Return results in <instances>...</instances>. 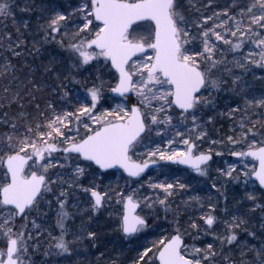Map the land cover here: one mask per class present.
I'll list each match as a JSON object with an SVG mask.
<instances>
[{"label": "snow or ice", "instance_id": "obj_1", "mask_svg": "<svg viewBox=\"0 0 264 264\" xmlns=\"http://www.w3.org/2000/svg\"><path fill=\"white\" fill-rule=\"evenodd\" d=\"M198 3L77 0L67 11L55 0H42L38 6L25 0L20 12L39 13L40 35L29 48L22 37L31 29L28 20L17 25V0H0V24L5 29L0 49L6 53L0 75L11 73L19 80L14 59H43L46 46L58 49L41 73L52 82L27 80L24 85L35 115L23 111L19 89L11 99L5 97L7 107L17 104L21 111L11 117L5 113L0 120L8 128L0 132V264H36L33 257L43 244L44 257H71L85 242L95 247L99 236L91 228L93 214L112 201L120 206L114 231L124 240L156 234L159 226L153 215L162 209L167 220L169 197L189 184L179 178L153 182L149 177L148 188L163 194L160 198L143 195L142 184L125 192L110 184L102 187L97 179L116 175L109 171L113 169L137 180L150 168L167 177L174 175L169 165H183L211 180V189L225 201L229 185L242 188L234 205L240 214L225 205L224 215L231 218L219 219V198L212 204L209 197L206 206L193 196L194 205L206 207L199 220L183 227L174 213L175 227L166 229L167 234L160 232L149 245H139L132 264H217V257L223 258L219 264H264V223L259 234L250 225L257 210L264 218V92L256 95L246 80L249 74L257 78V69L264 72V0H236L231 11L212 15L201 14ZM193 9L195 19L190 15ZM9 19L15 37L7 31ZM25 68L34 75L28 63L19 70ZM89 69L97 73L91 80L84 76ZM45 90L50 98L41 107L34 93ZM221 101L228 110L218 115L233 121V134L210 143L227 148L242 167L229 163L213 175V153L222 157L223 152L201 150L209 135L205 125L214 122L212 115L204 121L203 114L215 112ZM77 193L87 197L90 210L79 208ZM53 208L55 225L45 231L37 218L47 217ZM221 225L223 232L216 235L215 227ZM241 233L259 244L249 247ZM210 234L219 242V251L212 242L196 246L201 235ZM226 245L228 252L239 247V259L225 255Z\"/></svg>", "mask_w": 264, "mask_h": 264}, {"label": "rangeland", "instance_id": "obj_2", "mask_svg": "<svg viewBox=\"0 0 264 264\" xmlns=\"http://www.w3.org/2000/svg\"><path fill=\"white\" fill-rule=\"evenodd\" d=\"M30 3H33L34 6H38L42 0H29ZM55 2L60 5L64 10L71 11L72 7L75 6L77 3V0H55ZM236 0H212L211 7H205L209 3V0H199V3L197 4V7L200 8V12L203 15H212L214 12H222L225 9H229L231 11V5L234 4ZM17 4L19 7L15 10V16H16V22L17 25H19L20 21L28 20L31 32L27 37H22V39H26L28 42V47L31 48V44L34 39L39 38V33L36 31V25L38 23V12H32V13H26V12H20L19 8L24 7L25 0H17ZM185 4H187V0H185ZM190 15H192L193 19H195L197 13L195 10H191ZM7 31L12 32L13 37L16 35L15 27L13 26V22L11 19L7 21ZM5 29L3 27V24H0V33L4 32ZM21 31H24L23 27L21 26ZM48 48V52L45 53L44 58H37L35 60L32 59L31 56H27V53L25 54L27 56L26 60L20 59H14L13 63L17 65V72L16 75L20 77L19 80H14L11 73H9L7 76L0 75V104H3L4 107H0V120L4 118V114L8 113L9 116H13L21 109L17 106V104H13L10 108L7 107L8 99H11L13 94L19 89L21 91V96L23 99L20 101V103L24 104V112L31 113L35 115L34 108L32 106V103L29 102V97L26 94V90L24 88V85L27 80H35L37 83H42L44 79H47L49 83H51V79L47 76L42 77L41 73L43 72V65L47 64L48 60L52 57L57 55L58 49L54 45H48L46 46ZM226 47V46H221ZM250 47V46H249ZM249 47H246L244 49L245 53L249 50ZM6 55V53H3V50L0 49V65L4 63L3 56ZM232 57L229 54L228 59L230 60ZM24 63H28L31 65L32 69L35 70L34 75H28L29 69L25 68L23 71H20L19 69ZM38 63V64H37ZM103 73V78L108 79V76L106 74V70H101ZM97 73L94 69H89V71L84 73V76L89 77L91 80L92 77H94ZM255 76L257 78H254L251 74L246 76V80L248 82V85L250 86V89L256 94L259 95L260 93L264 92V79H259V77L264 76V72H261L259 69L256 70ZM90 86V85H89ZM5 87H8L10 89L9 92H5ZM32 86L29 85V88ZM36 101L40 103L41 107L44 106V104L47 102L49 97V92L47 90L41 91V92H35ZM107 94V93H106ZM5 97H8V99H5ZM135 98L133 97V100ZM34 103V102H33ZM230 103V101H229ZM228 110L227 105L221 101L216 109L215 112L212 113H204L203 114V120L207 121L208 116L212 115L214 118V122L212 124H206V128L208 131V137L205 138V142L202 144V149L204 151H207L210 147L214 149L215 151H221L223 152L222 157L215 156L212 162V174L215 175L216 168L217 167H223L227 168L229 163H235L237 164L238 169L242 167L241 162L238 160V158L233 157L229 155L227 148H222L219 144L217 145H211V140H226V137L228 135H232V128H233V121L230 120L226 115L220 116L218 113L224 112L226 113ZM191 125H189L190 127ZM8 131V128L4 127L2 124H0V132ZM231 147V146H228ZM239 150V149H236ZM214 154V153H213ZM215 155V154H214ZM174 175L169 176H163L159 175L155 168L150 169L147 171L139 180L136 178H128L121 170L117 171L115 169L109 170L110 172H116V175H106L102 180L97 179V183H100L102 187H106L109 184L116 188L119 186V190L121 191H128L129 188H139L142 184L143 187L140 188V191L143 195L146 196H155L160 195V198H163V194H160L158 192H154L153 190L148 188V182L149 177H151V180L153 182H159L167 179L169 182L179 178L181 181L189 184V187L185 190H179L175 193L174 196L169 197L170 201V209L171 207H175L174 210L180 215H178L180 224L183 227H187V224L190 220H199L200 215L202 212L206 211L205 209H201L198 205H194L191 202V197L198 196L201 198V201L207 206L208 199L211 197V203L217 204V198H219V201L222 200V204L224 203L225 199L223 197H218V193L214 189H211L210 184L211 180H207L203 177H198L194 172H192L190 169L185 168H178L174 165L168 166ZM208 181H211L208 183ZM85 184L88 183L87 180L84 181ZM242 189V188H241ZM227 195V192H226ZM258 196L260 193L257 194ZM77 196L79 198V208L84 210H90V206L88 203L87 197L83 193H77ZM221 198V199H220ZM76 198H73V203L75 202ZM251 204L249 203V207ZM120 206L115 203V201H112L111 204L105 205L103 208L100 209L99 212H96L93 214V223L91 224V228L98 232L99 239L95 243V247L91 246L87 242H85L83 245H78L77 250L74 252V254L71 257H44L43 256V247H46V244H43V247L41 248L40 252H37L33 259L36 261V264H42V262L45 259H49L52 261V264H74L77 263L81 258L85 259L84 264H93V259H95V264H113L114 261L117 262V264H132V258L136 256L135 249L139 247V245H149L150 241L152 239L156 238V235H158L160 232H164V234H167L165 231L166 229L168 231H171L175 225L171 223L172 221H168L170 219L165 220L164 218V212L162 209H157V214L153 215V219H155L156 224L159 226L156 234H149L146 238H143L141 240H132L131 242L124 240L119 233L114 231L115 226V219L117 212L119 211ZM223 209L220 211V214L218 213L217 216L220 219L221 216H225ZM70 210L72 212H76L77 209L70 206ZM55 211L56 209L53 208L51 211H49V214L47 217L41 216L37 218V223L41 225V228L45 231L50 229L55 225ZM147 211V210H146ZM257 217L256 213L254 216L250 218V222L252 225H258L254 226L252 228L258 229L261 227V223H264V218L261 217V214H258V223H256L255 218ZM225 219V218H224ZM83 220L87 222L88 217L83 216ZM23 221L18 220L17 224H21ZM81 223V216L77 215L75 217V224L78 227ZM202 223V222H201ZM102 226V227H101ZM29 228H31V225H29ZM58 232V230H57ZM223 232V227L217 226L215 227V234L219 235ZM261 232V231H260ZM260 232H257L258 234ZM241 238L243 241H247L249 243V247H251L253 244L258 245L259 240H252L247 235H244L241 233ZM46 239V235L44 238H42V241ZM71 239V237H69ZM189 242H191V238H189ZM214 243V246L216 247L217 251L220 249V245L218 241H214L213 235H201L199 239L195 241L196 246L198 247H205L207 243ZM230 246H225V255H232L234 258L239 259L240 256V249L239 247L232 248L231 252H228V248ZM91 248H94V257L92 258V254L90 253L92 250ZM98 248V249H97ZM142 250V249H141ZM126 255V256H125ZM81 257V258H80ZM124 257L126 258L125 260ZM222 257H217V264H219V261H221ZM247 259H251V257H247Z\"/></svg>", "mask_w": 264, "mask_h": 264}, {"label": "trees", "instance_id": "obj_3", "mask_svg": "<svg viewBox=\"0 0 264 264\" xmlns=\"http://www.w3.org/2000/svg\"><path fill=\"white\" fill-rule=\"evenodd\" d=\"M38 64V63H37ZM211 181H208V183H210ZM259 192H257L256 194H258ZM243 195V190L241 189V188H237L236 186H234V185H229V188H228V191H227V196H228V200L227 201H224V203L222 204L221 202H222V200L221 201H219V203H218V207H217V213L216 214H220V211L222 210V208H224L225 207V205H227V207L229 208V209H231L235 214H237V215H239L240 213H239V211H237V208L236 207H234V205H235V200L236 199H239L241 196ZM221 199V198H220ZM175 209V207H171V210L169 211V213H168V215H167V219H170V220H168V221H173V214L175 213V215L178 217V215H180V214H178L177 212H176V210H174ZM260 212H259V210H257V212H256V215H257V217L255 218V221H256V223H258V214H259ZM164 214V213H163ZM164 216H165V214H164ZM230 219L231 217H226V216H221V218L220 219ZM178 219H180V218H178ZM252 223H253V221H252ZM252 223L250 222V225H251V228L252 227H254V226H258L257 224L256 225H252ZM102 227V226H101ZM220 227H223L222 225L220 226ZM254 229V228H253ZM257 232H260V231H262V229H261V227H259L258 229H255ZM242 234H244V235H247V233H242Z\"/></svg>", "mask_w": 264, "mask_h": 264}, {"label": "flooded vegetation", "instance_id": "obj_4", "mask_svg": "<svg viewBox=\"0 0 264 264\" xmlns=\"http://www.w3.org/2000/svg\"><path fill=\"white\" fill-rule=\"evenodd\" d=\"M174 166H176V167H179V168H185V167H180V166H178V165H174ZM98 249V248H97ZM91 254H92V258L94 257V248H91ZM75 253H77V252H75ZM126 256V255H125ZM68 258V257H67ZM81 258V257H80ZM126 258L124 257V259H122V260H125ZM84 261H85V259H80L77 263H74V264H84ZM93 261V264H95V259H93L92 260ZM86 262V261H85ZM73 264V263H72Z\"/></svg>", "mask_w": 264, "mask_h": 264}, {"label": "water", "instance_id": "obj_5", "mask_svg": "<svg viewBox=\"0 0 264 264\" xmlns=\"http://www.w3.org/2000/svg\"><path fill=\"white\" fill-rule=\"evenodd\" d=\"M180 166H183V165H180ZM183 167H185V166H183ZM124 174H126V173H124ZM127 175V174H126Z\"/></svg>", "mask_w": 264, "mask_h": 264}]
</instances>
